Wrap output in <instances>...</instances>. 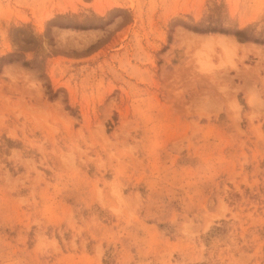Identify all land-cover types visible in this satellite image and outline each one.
I'll use <instances>...</instances> for the list:
<instances>
[{
	"label": "rangeland",
	"instance_id": "rangeland-1",
	"mask_svg": "<svg viewBox=\"0 0 264 264\" xmlns=\"http://www.w3.org/2000/svg\"><path fill=\"white\" fill-rule=\"evenodd\" d=\"M0 264H264V0H0Z\"/></svg>",
	"mask_w": 264,
	"mask_h": 264
},
{
	"label": "trees",
	"instance_id": "trees-1",
	"mask_svg": "<svg viewBox=\"0 0 264 264\" xmlns=\"http://www.w3.org/2000/svg\"><path fill=\"white\" fill-rule=\"evenodd\" d=\"M194 30H196V28H193ZM197 31H201V30H199V29H197ZM234 35H236V37H237V39L239 40V41H243V40H245V39H247V38H245V36H244V32L242 31V30H236L235 32H234ZM254 41H256V39H253ZM12 60V59H11ZM23 65H27V62L25 61V62H23Z\"/></svg>",
	"mask_w": 264,
	"mask_h": 264
}]
</instances>
